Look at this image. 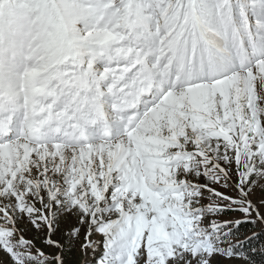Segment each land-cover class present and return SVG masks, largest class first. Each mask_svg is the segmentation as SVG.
<instances>
[{
    "label": "rangeland",
    "instance_id": "rangeland-1",
    "mask_svg": "<svg viewBox=\"0 0 264 264\" xmlns=\"http://www.w3.org/2000/svg\"><path fill=\"white\" fill-rule=\"evenodd\" d=\"M124 1L0 0V32L13 28L37 44L46 38V51L55 48L61 40L51 6L58 25L62 13L71 38L94 52L127 19ZM242 1L264 22V0L256 8ZM215 9L202 3L186 21L192 26L201 16L214 46L221 29ZM164 24L153 20L154 35ZM188 25L164 33L180 37ZM248 45L264 53V37ZM34 51L41 56L34 47L31 58ZM36 56L33 73L54 66ZM220 67L232 75L169 93L133 137L83 147L50 137L34 142L28 126L20 139L0 140V264H64L66 248L77 264H254L232 250L237 238L222 228L244 218L264 227V61L250 70ZM230 116L240 136L219 159L202 140L233 138ZM132 154L140 162L134 180L124 172Z\"/></svg>",
    "mask_w": 264,
    "mask_h": 264
},
{
    "label": "trees",
    "instance_id": "trees-1",
    "mask_svg": "<svg viewBox=\"0 0 264 264\" xmlns=\"http://www.w3.org/2000/svg\"><path fill=\"white\" fill-rule=\"evenodd\" d=\"M137 1L141 2L142 0H133V8L136 14L140 12L149 13L150 10L154 9V5L151 2L146 5L144 1L143 3L137 5ZM212 2L209 1L208 3L212 5H214V3H217L218 6L224 8L223 0H213ZM160 3L163 7H165L166 4H169L171 6L168 9H163L162 12L164 13H171L172 9L176 8L177 6L185 8V0H162L160 1ZM232 118L233 117L230 116L225 120L228 124L227 128L233 130V132L231 131V134H233V138L225 137L227 140L218 141H214L211 139L202 140V146L204 145L219 159H223L226 157L228 148L231 147L233 150L234 138L240 136V126L236 127L235 122L234 120H232ZM226 136L228 137V134H226ZM230 141L233 143L229 144ZM35 200L38 203V200L36 198ZM60 208H63V204H60ZM226 228H228V236L237 238V240L232 243L233 251H236L237 253L239 252L250 263L264 264V227H257L254 220H252L251 218H244L233 224L227 225ZM35 242L42 249H46V246L44 245L43 241H41V238L36 237ZM62 253L64 264L78 263V258L72 259L74 254L69 248H66Z\"/></svg>",
    "mask_w": 264,
    "mask_h": 264
}]
</instances>
